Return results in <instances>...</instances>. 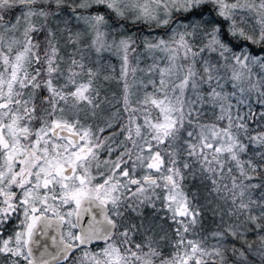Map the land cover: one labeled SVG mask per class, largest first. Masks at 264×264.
<instances>
[{"label":"snow or ice","instance_id":"obj_1","mask_svg":"<svg viewBox=\"0 0 264 264\" xmlns=\"http://www.w3.org/2000/svg\"><path fill=\"white\" fill-rule=\"evenodd\" d=\"M0 264H264V0H0Z\"/></svg>","mask_w":264,"mask_h":264}]
</instances>
